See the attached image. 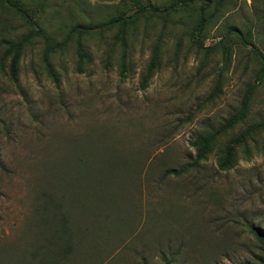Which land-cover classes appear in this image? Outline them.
Here are the masks:
<instances>
[{
    "label": "rangeland",
    "instance_id": "1",
    "mask_svg": "<svg viewBox=\"0 0 264 264\" xmlns=\"http://www.w3.org/2000/svg\"><path fill=\"white\" fill-rule=\"evenodd\" d=\"M42 1L43 24L62 38L72 24L103 20L118 0ZM198 6L140 19L125 36L122 78L111 35L86 37L79 69L69 42L48 58L56 82L39 40L24 47L16 82L9 79L1 42L26 28L4 15L0 264H263L248 227L264 231V130L245 153L236 149L230 169L217 159L227 140L264 121V80L256 79L264 0H220L202 45L225 37L226 59L188 37ZM159 34L157 65L141 87ZM251 86L244 120L192 164L191 140L222 124Z\"/></svg>",
    "mask_w": 264,
    "mask_h": 264
},
{
    "label": "trees",
    "instance_id": "2",
    "mask_svg": "<svg viewBox=\"0 0 264 264\" xmlns=\"http://www.w3.org/2000/svg\"><path fill=\"white\" fill-rule=\"evenodd\" d=\"M196 3H198L199 6L197 7L196 18L190 24L188 37H190L191 42L197 49L202 50L203 54L219 51L220 55L226 59L230 47L227 41H225V37H219V39L211 45H202L203 39L212 26L211 24L215 11L220 6V0H168L161 6L154 3V0H118L113 4L112 12L103 20L96 22L87 19L84 22L72 24L66 30L62 38H58L51 34L45 24H43V18L48 6L42 0H0V35L8 33V28L5 25L8 21L5 19L4 15L11 17V19L19 20L20 24L26 28L24 33L20 34V36L13 39L2 40L1 57L2 59H8V77L15 83L18 65L24 47L32 40H39L42 44L41 61L45 65L47 74L56 82L57 78L50 69L48 58L52 54L62 51L69 45V42H71L77 60L76 67L79 69L81 62L87 59V54L83 48V42L86 37L92 40L95 34L100 35L105 33L111 35L121 46L119 74L122 78L123 70L125 69V36L130 29L142 18L146 20L151 17L165 15V13L170 11H190V9L194 8V4ZM210 7L211 10L208 11ZM228 31L230 32L231 30ZM160 39L161 34L156 36L151 46L145 73L140 78L141 87H143L146 78L151 75L153 69L157 65ZM240 40L243 44L250 43L249 32L246 33V36H241ZM254 51H256V49H254ZM257 60L258 70L256 72V79L258 82H261L264 80V54L259 53V58H257ZM223 67L224 65H221L217 71L211 87L210 96H213L219 88ZM253 89V86L245 88L236 111L228 114L222 121V124L206 133L197 134L195 138L191 140L190 145L194 148L192 164H197L199 161L205 160L211 153L217 139L244 120L250 108V101L254 93ZM260 129L264 130V121L254 126L245 127L242 132L227 140L221 150H219L217 168L222 171L230 169L235 163L236 149L241 147L242 151L245 153L247 151V142L253 141L256 132ZM62 219L63 221L65 220L63 213ZM248 230L252 235L257 249L264 255V231L256 226H249ZM66 232L70 238L71 233L68 231L67 227ZM262 261L263 260H259V262Z\"/></svg>",
    "mask_w": 264,
    "mask_h": 264
}]
</instances>
